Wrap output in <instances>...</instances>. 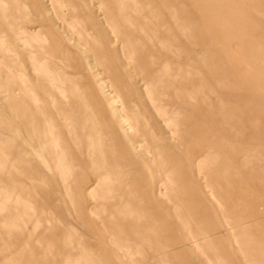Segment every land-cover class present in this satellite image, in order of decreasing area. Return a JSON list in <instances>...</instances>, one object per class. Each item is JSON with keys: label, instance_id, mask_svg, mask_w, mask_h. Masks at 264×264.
Here are the masks:
<instances>
[{"label": "rangeland", "instance_id": "obj_1", "mask_svg": "<svg viewBox=\"0 0 264 264\" xmlns=\"http://www.w3.org/2000/svg\"><path fill=\"white\" fill-rule=\"evenodd\" d=\"M105 85L159 135L154 161V140L139 158L110 145L106 127L94 163L82 155L78 123L112 114ZM0 149V195L10 198L0 264L74 262L29 228L31 209L58 190L96 233L94 264H264V0H0ZM55 162L73 168L67 183ZM99 172L115 191L95 187ZM120 188L133 211L124 232L110 213ZM143 216L151 234L137 241L131 222ZM111 234L116 243L100 241ZM166 244L173 256L157 260Z\"/></svg>", "mask_w": 264, "mask_h": 264}, {"label": "bare ground", "instance_id": "obj_2", "mask_svg": "<svg viewBox=\"0 0 264 264\" xmlns=\"http://www.w3.org/2000/svg\"><path fill=\"white\" fill-rule=\"evenodd\" d=\"M16 40H18V39H16ZM165 76L167 77V75H165ZM48 79L51 80V81L53 80L50 77H48ZM155 79H156L155 77L154 78L150 77V78H143L142 80L145 82V84L150 85V84H152L153 81H155ZM165 79L166 78H164V79L160 78L161 81H164ZM157 80H159V78ZM161 81L159 83H161ZM165 82H168V81H165ZM154 84L156 85L155 82H154ZM162 84H163V82H162ZM111 87L112 86L109 87L108 85H105L101 89L105 93L108 92V93H106V95H108V94L111 95L110 99L108 98V100H109V104L111 106L112 114L110 116H106V118L104 117L103 122H100V121L95 120V119H91V120L84 119L81 122V124L78 123V125H80L81 129H82L81 137H83L85 139V141L88 143V148L84 152H82V155L83 156H87L88 160H90L91 163H94L92 161H93V158L95 157V153H96V150H97L96 142L98 143V148H101L102 145L100 144L101 139H100L99 134H100V131H101L102 127H106L107 131L111 135V138H110V141H109L110 145L114 146L116 144H119V145H121L123 147L129 146L130 152L136 154V156H138L139 158H143V154L140 152V148H142V145H143L142 143L143 142L144 143H148V142H150V139L154 140L153 142H155L154 143V150L155 151L152 153L153 156L151 158L152 161H154L155 157L157 155H160V154L157 153L158 150H159V141H160L159 135L156 134L153 130H152V132H150V135H147L145 132H143V130L141 128V123L139 121V117L141 115V112L131 109V115H130L128 113V111H129L128 107L126 106L125 103L122 102V105H120V106L116 105L117 101L121 97H120V95L117 96V99L115 97H112L113 93H115L116 91L110 90ZM159 102H160V100H159ZM163 106H165V105H163ZM159 113L162 114L161 112H159ZM167 114H168L167 112H164L162 115L165 116ZM164 121H165L166 124L171 125V124H173L175 122V117L173 115H170L168 117L166 116ZM142 126L143 127H150V124L146 120L145 124L142 125ZM88 128H90L91 130H88ZM48 130H49V127H48ZM75 133H76V131H75ZM136 133H141V135H140V137H142L141 140H139V139H137L135 137ZM125 148L126 149L124 150V152L126 154L128 152V149H127V147H125ZM145 150L147 152H151V150H149L148 147ZM101 152H102V150L100 149V153ZM1 167H3V165ZM4 167H5V163H4ZM6 167H8V166H6ZM55 167L59 171L60 176L63 177V182L67 183L68 182L67 176H70L69 175L70 171H72L73 168L70 167V166L68 167L64 163H59V162L58 163L55 162ZM1 170H2V168H1ZM8 170H9V168H8ZM8 172H11V171H8ZM96 173H97V171L93 169L92 174L94 175ZM112 178H111V175H110L109 172H99L97 174L95 187L98 188L99 190H101V189H104L103 186L105 185L108 192L115 191L110 186L111 183L114 182V179H112ZM2 182L5 183L6 181L3 180ZM4 185L6 187L7 184H4ZM14 186L15 185H13V187ZM34 189H35V186H32V190H34ZM88 189H90V188H88ZM6 190H8V189H6ZM122 190H123L122 188H120L118 190V192H119L118 195L119 196L116 195L117 197L116 196L113 197L114 203L112 205L113 208L110 211V213L111 214H116V215H118L120 217V220L118 222V223H120L119 228H120L121 232H124L123 225L126 223L128 218L133 215V211L129 209V205H128L129 203L126 202L125 197H124L126 194L124 195ZM12 191H13V189H12ZM157 192L160 194L161 190L160 189L158 191L156 190L155 194ZM3 194H4V192H3ZM10 194H14V193H10ZM89 194H90L91 199L94 200L95 199V195L97 193L94 195L92 192L89 191ZM1 195H0V213L4 212L8 208V205H10V204H8V203H10V201H9L10 198H6L7 196L3 197ZM210 195L213 197L212 193H210ZM15 196H16V194H15ZM33 196H34V193H33ZM11 197H13V196H11ZM129 197H131V196H129ZM49 198H50V202L46 199L47 201L44 202L43 204H41L38 207L37 210L35 208L33 209L32 207H30V208H32L31 209L32 213L29 216V223H30V227L29 228H31V230L34 232V233H32V234H34V236L32 234H31V236L35 238L34 240H38L40 237L41 238L43 237L42 236L43 234H45L44 236L46 238V241L47 240L50 241V242L52 240L55 241L57 246L58 245L60 246L59 247L60 249L58 250V248H57V250H58L57 252L55 250H54L55 251L54 253L51 252L52 256H55V253L58 254V256L60 255L59 257H62L63 260L65 259V263L70 262V261H74L76 264H81V262L83 261L85 264H94L96 256L88 248L89 246H88V243H87V239H97L96 233L94 231L90 230L89 227H88V224L83 222L81 220L80 216L76 213L75 207H74L73 198L70 197V199H69V203H70L71 209L73 208L72 210H70V208L68 207V204H66V202L63 199V197L59 194V190L55 194L52 192L51 196H49ZM102 199H105V198H102ZM18 201H19V199H18ZM27 202L29 204H32L33 201L30 199ZM54 202H59L61 204V208H63L65 210L66 215H58V214H56L57 212L54 209V204H53ZM14 204H16V203H14ZM89 213L91 215H94V216L98 215L95 212L94 208H92V207L89 209ZM71 214L74 215V217H75V219L77 221H81V223H79V222L74 223L73 221H71V219L68 217V215H71ZM149 218H151V217L143 216L142 219L141 218H137L135 221L133 220L131 222V225H132V228H133L131 231L137 229V231L135 233L137 241L142 237L143 234H145V235L148 234L146 232V229L149 228V226H148ZM153 220L155 221V219H153ZM236 227L237 226H235V227L231 226L230 227V230H231L232 233H233V231H234V229ZM105 230H107V229H105ZM41 231L43 232V234L40 233ZM149 234H151V233H149ZM155 235H157V233H154V236ZM233 235H234V233H233ZM235 238H236V235H235ZM32 239L33 238H31V240ZM43 239H41V240L43 241ZM99 239L102 242L105 239H107L111 243H116L117 242V241L114 240V235L113 234H111L110 237H106V236L99 237ZM205 239H207V238H205ZM34 240H33V243H34ZM42 241L41 242L38 241L39 242L38 244L42 243ZM48 241H47V243L50 246V243ZM44 242H45V240H44ZM35 243H37V241ZM192 243L195 245V248H200L201 247V239L193 238ZM169 246H170L169 244H166L164 246H159V247L157 245L158 249L157 248L155 249L154 257L157 258V260H163V261H166L167 259H169L170 256H173L172 248H168ZM53 247H54V244H53ZM119 247H120V250L123 249V247L121 245H119ZM45 248H47V247H45ZM55 248H56V246L53 249H55ZM47 249H49V248H47ZM41 252L42 251L40 250L39 254ZM41 254H40V256H42V258H43V255H41ZM45 254H47V256L49 255L48 253H45ZM125 254L127 256L133 255L129 251L125 252ZM34 256H36V254ZM45 256H44V258H45ZM56 258H58V257H56ZM22 259H23V257H22ZM46 259H47V257H46Z\"/></svg>", "mask_w": 264, "mask_h": 264}]
</instances>
